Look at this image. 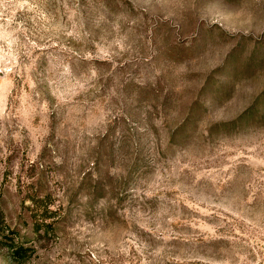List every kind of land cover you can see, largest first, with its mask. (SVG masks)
<instances>
[{
    "label": "rangeland",
    "instance_id": "1",
    "mask_svg": "<svg viewBox=\"0 0 264 264\" xmlns=\"http://www.w3.org/2000/svg\"><path fill=\"white\" fill-rule=\"evenodd\" d=\"M0 264H264V0H0Z\"/></svg>",
    "mask_w": 264,
    "mask_h": 264
},
{
    "label": "trees",
    "instance_id": "2",
    "mask_svg": "<svg viewBox=\"0 0 264 264\" xmlns=\"http://www.w3.org/2000/svg\"><path fill=\"white\" fill-rule=\"evenodd\" d=\"M21 250H22V248L18 247V249L16 251L17 255H20Z\"/></svg>",
    "mask_w": 264,
    "mask_h": 264
}]
</instances>
